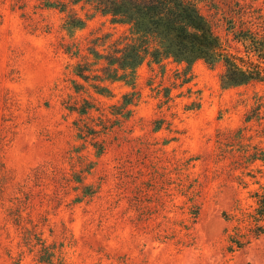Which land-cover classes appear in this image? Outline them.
Listing matches in <instances>:
<instances>
[{
    "label": "rangeland",
    "instance_id": "rangeland-1",
    "mask_svg": "<svg viewBox=\"0 0 264 264\" xmlns=\"http://www.w3.org/2000/svg\"><path fill=\"white\" fill-rule=\"evenodd\" d=\"M60 1L0 0V264H264V234L227 250L264 186V84L223 88L222 61L171 59L103 80L94 53L128 25ZM199 7L255 61L240 35L264 25V0Z\"/></svg>",
    "mask_w": 264,
    "mask_h": 264
},
{
    "label": "trees",
    "instance_id": "trees-1",
    "mask_svg": "<svg viewBox=\"0 0 264 264\" xmlns=\"http://www.w3.org/2000/svg\"><path fill=\"white\" fill-rule=\"evenodd\" d=\"M202 1L72 0V3L84 2L94 12L109 16L111 23L128 25V33L121 39L124 43L116 42V47L106 55L94 53L105 60L103 80L133 83L136 70L147 59L155 63L171 59L176 63H185L187 67L197 60H203L208 65L222 61L224 71L220 75V83L223 88L240 86L251 81L264 84L263 22L256 25L258 27L255 31L250 27L248 36L240 35L241 39L246 40L247 53L256 56L255 61L250 57L244 60L229 53L213 23L201 11L199 4ZM44 4L64 6L60 0H44ZM84 22L81 17H69L65 28L68 31L81 28ZM80 74L78 76H82ZM93 88L99 94L110 92L106 86L94 85ZM129 103L130 100H126L123 105ZM251 196L254 199L252 210L242 212L241 217L235 218L237 222H246V231L239 225L233 226L231 233L227 235L229 252L243 248L252 238L264 234V186L253 191ZM222 216L225 220L235 217L224 212ZM46 261L49 263V258Z\"/></svg>",
    "mask_w": 264,
    "mask_h": 264
}]
</instances>
